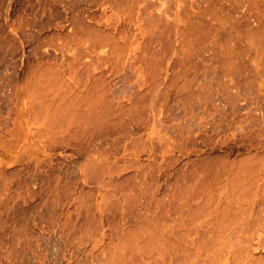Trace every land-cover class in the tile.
I'll list each match as a JSON object with an SVG mask.
<instances>
[{"label":"rangeland","instance_id":"rangeland-1","mask_svg":"<svg viewBox=\"0 0 264 264\" xmlns=\"http://www.w3.org/2000/svg\"><path fill=\"white\" fill-rule=\"evenodd\" d=\"M0 264H264V0H0Z\"/></svg>","mask_w":264,"mask_h":264}]
</instances>
